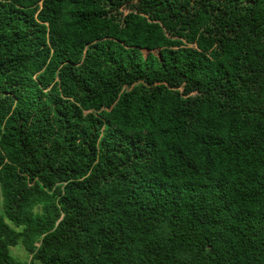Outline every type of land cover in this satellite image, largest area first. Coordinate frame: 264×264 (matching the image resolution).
Instances as JSON below:
<instances>
[{
	"label": "trees",
	"instance_id": "trees-1",
	"mask_svg": "<svg viewBox=\"0 0 264 264\" xmlns=\"http://www.w3.org/2000/svg\"><path fill=\"white\" fill-rule=\"evenodd\" d=\"M0 264H264V0H0Z\"/></svg>",
	"mask_w": 264,
	"mask_h": 264
},
{
	"label": "rangeland",
	"instance_id": "rangeland-1",
	"mask_svg": "<svg viewBox=\"0 0 264 264\" xmlns=\"http://www.w3.org/2000/svg\"><path fill=\"white\" fill-rule=\"evenodd\" d=\"M0 202H1V196H0ZM0 210H1V205H0ZM10 253L16 260H18L21 263L28 264L30 262V255H28L20 245L10 248Z\"/></svg>",
	"mask_w": 264,
	"mask_h": 264
}]
</instances>
